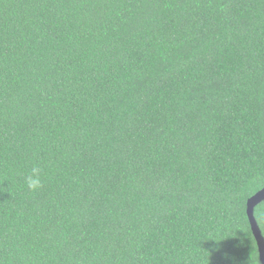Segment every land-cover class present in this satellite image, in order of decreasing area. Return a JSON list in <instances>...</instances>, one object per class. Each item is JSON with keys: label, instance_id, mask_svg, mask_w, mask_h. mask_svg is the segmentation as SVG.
<instances>
[{"label": "trees", "instance_id": "trees-1", "mask_svg": "<svg viewBox=\"0 0 264 264\" xmlns=\"http://www.w3.org/2000/svg\"><path fill=\"white\" fill-rule=\"evenodd\" d=\"M263 187L264 0H0V264H260Z\"/></svg>", "mask_w": 264, "mask_h": 264}, {"label": "water", "instance_id": "water-1", "mask_svg": "<svg viewBox=\"0 0 264 264\" xmlns=\"http://www.w3.org/2000/svg\"><path fill=\"white\" fill-rule=\"evenodd\" d=\"M263 201L264 187L258 192H256L253 196L248 198L246 202V216L250 226L251 234L256 244L258 260L260 264H264V236L255 219L254 209Z\"/></svg>", "mask_w": 264, "mask_h": 264}, {"label": "clouds", "instance_id": "clouds-1", "mask_svg": "<svg viewBox=\"0 0 264 264\" xmlns=\"http://www.w3.org/2000/svg\"><path fill=\"white\" fill-rule=\"evenodd\" d=\"M25 182L29 190L31 191L38 190L42 185L40 178V169L38 167H33L31 174L26 177Z\"/></svg>", "mask_w": 264, "mask_h": 264}]
</instances>
